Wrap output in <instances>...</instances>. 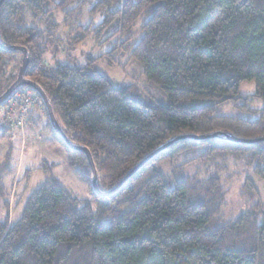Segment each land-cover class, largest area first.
Returning a JSON list of instances; mask_svg holds the SVG:
<instances>
[{
    "label": "trees",
    "instance_id": "16d2710c",
    "mask_svg": "<svg viewBox=\"0 0 264 264\" xmlns=\"http://www.w3.org/2000/svg\"><path fill=\"white\" fill-rule=\"evenodd\" d=\"M50 1L5 0L0 42L27 49L26 77L47 93L66 135L91 151L101 190L116 187L143 158L176 136L264 135V108L256 120L220 114L218 108L240 99L246 80L255 81L254 96L264 100V0H125L117 11H108L104 24L118 16L126 49L148 81L166 93L168 103L157 105L137 100L130 85H113L92 63L48 69L43 32L27 20L30 15L56 26ZM141 17L144 34L129 43ZM22 55L0 46V95L16 79ZM39 103L97 206L71 195L57 179L46 180L29 195L15 223L0 221V264H264V208L254 180L246 177L244 188L255 203L225 220L226 189L219 174H177L194 160L177 159L205 148L207 158L246 157L264 178V142L179 140L103 197L92 187L85 153L65 144ZM6 171L2 163L0 191Z\"/></svg>",
    "mask_w": 264,
    "mask_h": 264
},
{
    "label": "rangeland",
    "instance_id": "374dc122",
    "mask_svg": "<svg viewBox=\"0 0 264 264\" xmlns=\"http://www.w3.org/2000/svg\"><path fill=\"white\" fill-rule=\"evenodd\" d=\"M103 1H50L48 7L54 8L52 18L56 26H49L47 21L28 16V25L43 32L41 45L45 52L42 58L46 66L50 69L59 63L76 66L92 63L113 85H130L137 100L147 105L167 104L166 93L157 84L148 81L142 66L126 49L127 35L120 29L118 16L112 15L111 22L104 24L109 18L108 11H117L125 0H115L108 6ZM143 20L144 17H141L137 21L133 28L135 37L129 43H137L143 36L144 31L140 28ZM27 87L22 86L21 89ZM254 92L255 81H243L240 85L242 97L220 104V114H239L252 120L259 119L264 100L256 98ZM39 101L43 102L42 98ZM1 107L0 118L5 115L6 103ZM0 127L6 128L0 131V165L7 164L0 191V221L15 223L22 215L29 195L50 178L57 179L71 195L91 201L96 208L91 189L80 176L78 165L71 163L67 150L55 138L39 102L32 106L25 126L0 122ZM207 155L205 148H199L187 158L181 156L177 159V163L194 159L180 174L177 173L178 177L197 175L198 178H204L212 173L219 174L226 189L221 211L225 220L238 216L257 200L251 199L244 188L246 177L254 180L264 208V178L255 174L252 164L246 162V157L226 156L216 159L212 156L207 158ZM46 166L48 171L44 169Z\"/></svg>",
    "mask_w": 264,
    "mask_h": 264
},
{
    "label": "water",
    "instance_id": "95a60500",
    "mask_svg": "<svg viewBox=\"0 0 264 264\" xmlns=\"http://www.w3.org/2000/svg\"><path fill=\"white\" fill-rule=\"evenodd\" d=\"M4 1L5 0H0V7ZM0 46L4 50H7V51L19 50L23 53L22 64L19 68V72H18L16 79L6 89V91H4L0 95V107L9 99V97L17 89H19L22 86H29L30 88L35 90L43 100V103L46 107V110H47V113H48V116H49V119L52 123L53 128L63 138L65 144L71 149L82 151L85 153V155L88 159V162L90 164L91 170H92L91 184H92V187H93L95 193L98 196H103V197L109 196L112 193H114L115 191H117L127 180H129L131 178V176L133 174H135L140 168H142L149 161H151L155 155L159 154L160 152L167 149L168 147H170L171 145H173L174 143H176L179 140L188 139V138L196 139V140H202V139H211V138H216V137H222V138L229 140V141L247 143V144L264 142V135L260 136V137H255V138H245V137L236 136L230 132H225V131H215L213 133H207V134H183V135H179V136H176V137L170 139L169 141H167L163 145L159 146L154 151H152L149 155H147L145 158H143L135 167H133L127 173V175L116 185V187H114L113 189H111L109 191H103L100 189V187L98 185V172H97V168H96L92 153L89 150V148H87L86 146L74 143L66 135V133L64 132L63 128L61 127L59 121L57 120V117L55 115L52 103L50 102V99H49L47 93L44 91V89L37 82L26 77V70H27L29 63H30V57L28 55L27 49L23 46H16V45L4 46L3 44H1V42H0Z\"/></svg>",
    "mask_w": 264,
    "mask_h": 264
},
{
    "label": "built area",
    "instance_id": "2783aa9c",
    "mask_svg": "<svg viewBox=\"0 0 264 264\" xmlns=\"http://www.w3.org/2000/svg\"><path fill=\"white\" fill-rule=\"evenodd\" d=\"M39 99L40 95L33 90H16L5 102L7 105L6 112L0 118V122L5 125L12 124L17 127L25 126L28 123L32 106L36 102H39Z\"/></svg>",
    "mask_w": 264,
    "mask_h": 264
},
{
    "label": "crops",
    "instance_id": "0c3cea01",
    "mask_svg": "<svg viewBox=\"0 0 264 264\" xmlns=\"http://www.w3.org/2000/svg\"><path fill=\"white\" fill-rule=\"evenodd\" d=\"M32 120V117L30 118V121Z\"/></svg>",
    "mask_w": 264,
    "mask_h": 264
}]
</instances>
